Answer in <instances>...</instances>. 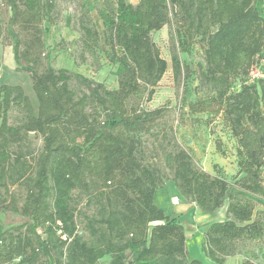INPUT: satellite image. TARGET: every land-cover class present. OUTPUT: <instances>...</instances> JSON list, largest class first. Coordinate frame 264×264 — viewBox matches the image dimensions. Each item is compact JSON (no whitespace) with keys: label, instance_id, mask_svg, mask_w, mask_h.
<instances>
[{"label":"trees","instance_id":"16d2710c","mask_svg":"<svg viewBox=\"0 0 264 264\" xmlns=\"http://www.w3.org/2000/svg\"><path fill=\"white\" fill-rule=\"evenodd\" d=\"M53 10L52 0H0V44L12 48L15 70L30 76L38 102L34 107L21 86H0V264H38L41 258L46 264H103L105 257L107 264H203L189 255L183 214L167 215L156 203L165 182L161 171L139 158L140 135L169 111V105L144 104L168 70L152 34L168 26L172 14L181 52L197 37L205 42L203 77L213 94L187 103L188 112L223 118L237 144L238 172L231 182L212 175L176 147L166 155L171 180L203 213L225 207L226 219L203 234L207 258L225 264L231 244L240 241L264 253V210H257L258 201L264 203V78L248 82L253 65L264 59V0H116L115 9H100L112 37L111 50L103 52L117 68L115 90L46 64ZM81 28L85 48L96 53L98 31L87 17ZM182 68L173 54L174 74ZM73 79L86 88L81 96ZM14 107L25 112L20 126L9 123ZM30 133L43 140L33 164L21 147ZM29 176L20 206L11 187ZM86 176L100 184L105 200L89 221V241L78 233L73 206V192ZM232 189L248 197L238 201ZM2 214L20 215L18 230L25 232L5 230ZM250 256L242 264H258L257 253Z\"/></svg>","mask_w":264,"mask_h":264},{"label":"rangeland","instance_id":"374dc122","mask_svg":"<svg viewBox=\"0 0 264 264\" xmlns=\"http://www.w3.org/2000/svg\"><path fill=\"white\" fill-rule=\"evenodd\" d=\"M52 1L54 3L52 22L47 23L48 30L45 36L49 54V60L46 64L49 63L55 69H66L94 82L102 83L107 89H117L118 81L115 74L117 68L108 62L103 52V50H111L112 37L99 17L100 9H115L116 0ZM127 1L131 2L133 0ZM85 17L90 20V23L99 34L96 53L88 51L83 44L81 25ZM176 27L177 22L172 14L170 24L161 31L152 34V38L160 47L163 58L168 62V70L157 87L152 102L145 103L144 106L148 109H155L169 105V111L150 132L140 135L139 158L145 164L158 168L165 179L164 187L156 193V200L160 206L165 209L163 201L167 194H170V191H174L176 195L174 193L167 196L171 198L173 205H185L187 209L197 210L198 208L196 209L194 203L189 198L184 197L171 180L173 171L166 165V155L176 147L183 148L193 156L198 167L203 168L212 175H222L231 182L238 172L237 144L222 117L209 118L206 115L192 116L189 114L187 103L198 98H206L212 95L213 92L211 86L205 82L203 77V72L206 69L205 42L202 41L201 37H197L188 52H181L173 34ZM212 29L215 30L216 28L212 27ZM173 54L178 55L183 65L179 76H176L172 69ZM255 69L264 75V59L256 61L251 68V72ZM250 74L248 82L253 83L249 79ZM4 84L21 86L34 107L38 106L30 76L16 72L12 48L0 44V86ZM240 85L241 81L238 80L235 87L240 89ZM71 86L79 96L86 91V88L75 79L71 81ZM24 120L25 112L22 108L14 107L9 112L10 125L20 126ZM42 145V137L30 133L21 146L28 155L30 164H33L38 157ZM31 177L29 176L11 187V193L16 196L20 206L24 203L28 179ZM101 191L102 188L96 179L86 176L83 185L73 192V206L76 208L78 233L88 241L92 238L88 231L89 221L97 215L101 205L105 203L104 198L100 196ZM232 191L236 200L242 201L246 198L245 194L239 193L235 189H232ZM174 197H178L177 202L173 201ZM257 210H264L263 202L258 201ZM197 217L198 215H195L193 221L185 227L188 239L187 250L192 258L204 262L200 256L201 252L204 255L203 259L207 257L202 249L201 252L199 248L194 250V243H189L191 241L196 242L193 236L197 233H205L212 222L225 220V207L218 210L210 221H200ZM1 219L5 230L10 233L17 235L25 232V228L18 230L24 223V219L20 215L2 214ZM252 251L256 252L262 259L256 262L264 264V253H259L257 247L247 241L231 244L228 258L232 257L231 255L234 257L239 255L247 259L251 257L250 252ZM109 260V257H105L102 263L107 264ZM19 261L20 259H16L7 264H18ZM38 264L46 263L41 258ZM204 264L206 263L204 262Z\"/></svg>","mask_w":264,"mask_h":264},{"label":"crops","instance_id":"0c3cea01","mask_svg":"<svg viewBox=\"0 0 264 264\" xmlns=\"http://www.w3.org/2000/svg\"><path fill=\"white\" fill-rule=\"evenodd\" d=\"M138 1L139 0H133L131 2L133 4H137ZM236 191L239 192V193L245 194V193H243V192H241L239 190H236ZM169 193H170L169 195H173L175 192L174 191H170ZM169 195L167 194V196H169ZM174 195H176V193ZM245 195H246V197H248L247 194H245ZM167 196L165 197V199H164L163 202H164L165 209L168 210V211H166L163 206H160L157 203V200H156L157 205L159 207H161L165 211V213L167 215L176 216V215H179V214H183L182 217L180 218V221L185 225V227L188 226L189 222L193 221V218L195 217V215L196 216L198 215L197 218L200 221H204V222L210 221L211 217L213 216V215H210V214H205L200 209H197V208H196L197 210H195V209L191 210V209H187L186 208L187 206H185V205H179L178 204V205L175 206V205H173L171 203V198L170 197H167ZM175 198H178V197H174L173 199H175ZM203 234H204V232L195 234L193 236V238H195L194 240L197 243L196 242H193V241H191L189 243V244L194 243L193 244L195 246L194 250H198V248H199V250L201 252V249H202V246L201 245H202V242H203ZM187 245H188V243H187ZM200 256H201L202 260L206 264H214L212 261L208 260L207 258L206 259H203L204 255H203L202 252H201ZM260 260H262V259H261V257L258 256V261H260ZM243 261H244V257L237 255L236 257L232 256V257L227 258V261L225 262V264H242ZM204 262H202V263L204 264Z\"/></svg>","mask_w":264,"mask_h":264},{"label":"built area","instance_id":"2783aa9c","mask_svg":"<svg viewBox=\"0 0 264 264\" xmlns=\"http://www.w3.org/2000/svg\"><path fill=\"white\" fill-rule=\"evenodd\" d=\"M251 74H250V78L249 79H251V82H255V81H257L258 79H260V78H264V75H262L257 69H255V70H252V72H250ZM250 81V80H249ZM174 202H177L178 201V199L176 198V199H174L173 200Z\"/></svg>","mask_w":264,"mask_h":264}]
</instances>
